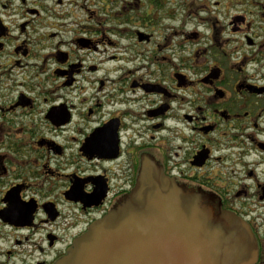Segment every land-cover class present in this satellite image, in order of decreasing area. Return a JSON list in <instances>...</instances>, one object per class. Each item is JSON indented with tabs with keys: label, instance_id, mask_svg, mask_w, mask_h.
Masks as SVG:
<instances>
[{
	"label": "flooded vegetation",
	"instance_id": "1",
	"mask_svg": "<svg viewBox=\"0 0 264 264\" xmlns=\"http://www.w3.org/2000/svg\"><path fill=\"white\" fill-rule=\"evenodd\" d=\"M148 159L264 264V0H0V264H55Z\"/></svg>",
	"mask_w": 264,
	"mask_h": 264
},
{
	"label": "water",
	"instance_id": "2",
	"mask_svg": "<svg viewBox=\"0 0 264 264\" xmlns=\"http://www.w3.org/2000/svg\"><path fill=\"white\" fill-rule=\"evenodd\" d=\"M257 254L242 218L216 212L148 159L135 188L55 264H255Z\"/></svg>",
	"mask_w": 264,
	"mask_h": 264
}]
</instances>
